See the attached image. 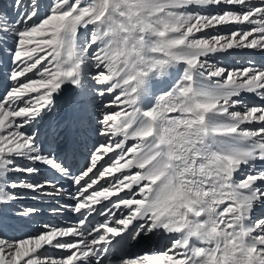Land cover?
Instances as JSON below:
<instances>
[{
	"label": "snow or ice",
	"instance_id": "1",
	"mask_svg": "<svg viewBox=\"0 0 264 264\" xmlns=\"http://www.w3.org/2000/svg\"><path fill=\"white\" fill-rule=\"evenodd\" d=\"M12 7L14 17H0L10 81L0 94V215L18 199L13 190L61 191L51 181L12 179L37 173L39 163L78 186L79 218L25 236L0 223V264H264V214H256L264 208V66L210 62L230 50L264 53V0H12ZM69 92L67 119L51 129L54 149L23 131ZM244 94L256 99L245 103ZM89 132L107 140L72 175L58 161L74 158ZM93 213L104 220L94 224ZM157 234L169 242L162 249L124 251Z\"/></svg>",
	"mask_w": 264,
	"mask_h": 264
},
{
	"label": "rangeland",
	"instance_id": "2",
	"mask_svg": "<svg viewBox=\"0 0 264 264\" xmlns=\"http://www.w3.org/2000/svg\"><path fill=\"white\" fill-rule=\"evenodd\" d=\"M9 1L11 3H9ZM2 2L4 4L0 5V17H3L5 13H8L10 16L14 17L16 9L12 7V0H0V4ZM254 2L259 3V0H254ZM221 34H225V33L222 32ZM210 62L217 64L218 66L226 67L229 70L233 68H240L242 66H248L250 64L255 65L256 67H261V66H264V53L258 52L256 50H230L229 53L214 54V56L211 57ZM3 65H5V61L3 59H0V67H2ZM7 72L8 70L1 72V73L2 75L6 76ZM4 91H5V88L3 90L1 89L0 94H2ZM244 99H245V103H251L256 98L249 97L248 94H244ZM97 101L99 102V99H97ZM95 109L89 112V116L91 120H93L94 122L96 120V116L100 114L102 111V109L99 107ZM63 112L64 110H62V104H61V107L58 108L56 111L52 112L48 116V118L43 120L42 123L26 126L25 129H23V131L27 133H38L39 140L45 141L46 147L48 144H50L52 148L54 149L55 144L53 143V139L51 136V129L54 126H56L58 123L64 122V120H61L64 114ZM48 122L50 124L48 125L49 127L46 128V124ZM94 125L96 126H93V127H98L96 123H94ZM88 137H92V139L86 140V144L84 145V147L82 146L83 144L80 146L84 154L83 155L81 153L83 155L82 157H84L83 164L76 167V164L73 163L72 165L71 161L66 162L65 160H63L62 162V158L58 161V162L63 163L65 166L70 167L72 171V175L79 174V171L83 169L86 164L89 163L88 154L93 149V146L99 143H104L107 140V138L99 136L94 132H89ZM89 141L90 142L92 141V144L89 145ZM81 150H79V152ZM118 151L119 150H117V152ZM44 154L47 155V151H45ZM53 155H55V152H53ZM113 155L114 154L112 153L108 154V156H105L104 160L100 161L99 164L106 165L109 162V156H113ZM27 163H30V162L21 161V164H27ZM34 166L39 169L37 173L32 174V175H29L27 173H16L12 175V179L16 182L27 181L29 183H44L45 181H51L53 184H55V182L53 181V176H54L53 173L55 172L54 170L48 168L46 165H42L39 163H36ZM47 170L51 172L52 174L51 177L50 175H47L46 177V175L44 174L45 172H47ZM51 170L53 171V173ZM55 174H57L58 177H61V178L64 177V176L62 177L60 173L56 172ZM64 178L67 180V185L69 186L71 190H67L63 188L61 189V191H59L60 193L56 192L52 187H45L41 191L35 192V193L27 189L13 190L19 193L18 199L14 202H10L13 206L9 207L7 211L3 213V215H0V217L7 223L6 224L7 226L4 230L7 231L8 235H16V236L32 235V234H35L37 232L44 230L43 224L56 226V227H69V226L77 225L78 220L73 221V217L76 216L77 213L72 211V206H74L75 204V200L73 199V196L76 194V190L73 191L72 185L74 186L75 184L68 177H64ZM101 183H104V181H101ZM75 186L76 188L78 187L77 185ZM57 188H60V187L58 186ZM57 198L60 199L59 202L57 201ZM44 203H46V205H44ZM104 203H107V202H104ZM44 206L46 207L45 210L43 208ZM2 207L4 206L2 205ZM29 208H34L36 209V211L31 213L28 216H21L22 219L19 221L14 220V218L19 217V215H17L18 212H23ZM256 214L257 215L264 214V208H258L256 211ZM36 217H39V218L45 217L46 219L48 217L50 219L53 218L54 222L56 223L55 224H45V223H42V221H35L34 218ZM101 217L103 221L104 217L103 216ZM60 218H63L64 220L63 219L61 220ZM168 243L169 242L167 240L166 242L161 243L159 247L158 244L155 243V241L150 242L145 245V249H149L152 251L160 250ZM51 254L54 256L63 255V253H61L59 250H52Z\"/></svg>",
	"mask_w": 264,
	"mask_h": 264
},
{
	"label": "bare ground",
	"instance_id": "3",
	"mask_svg": "<svg viewBox=\"0 0 264 264\" xmlns=\"http://www.w3.org/2000/svg\"><path fill=\"white\" fill-rule=\"evenodd\" d=\"M9 3H11L10 1H9ZM8 3V4H9ZM4 3L2 2L0 5H3ZM3 68V69H2ZM6 70H9L7 67H5V65H3L2 67H0V92H1V89L3 90L4 88H6V86L10 83V81H8V80H6L5 79V75H2V73L1 72H4V71H6ZM71 93L69 92V93H67V94H65V96L64 97H62L61 99H60V101H59V103H60V105L62 104V110H64V114H63V117H62V119L61 120H64V121H66V119H67V116H68V114H69V112H70V110H71V105H70V103H69V99H70V97H71ZM97 103H99L98 101H97ZM96 110V109H95ZM91 114V113H90ZM48 118V117H47ZM94 119V118H93ZM49 121V120H48ZM93 121V120H92ZM50 122V121H49ZM47 123L46 124V128H48L49 126V124L50 123ZM94 121H93V124H92V127L93 126H96V125H94ZM48 134V133H47ZM89 139H92V137H88L86 140H89ZM86 144V141H85V143L82 145L83 147H84V145ZM90 144H92V141L90 142L89 141V145ZM48 145H50V144H48ZM79 150H81V148H79ZM82 154H83V151L81 150L80 151ZM84 155V154H83ZM66 162L67 161H71L72 162V165H73V163L74 164H76V167H78L79 166V163H83L84 161L82 160V158H80L79 156H78V152H77V154H76V156L73 158V157H69L67 160H65ZM82 161V162H81ZM62 162H63V159H62ZM52 171V170H51ZM45 172V171H44ZM52 173H53V171H52ZM56 172H54L53 174H54V176H53V181L54 182H57V180H60L61 178L60 177H58L57 176V174H55ZM45 175H46V177H47V175H50V177L52 176V174H51V172H49L48 170H47V172H45L44 173ZM61 175V174H60ZM62 177H63V175H62ZM65 177V176H64ZM55 185L58 187H60L61 189H67V190H71L70 188H69V186L67 185V181H65L64 183H63V185H58V184H56L55 183ZM72 188H73V191L74 190H76V186L74 185H72ZM43 193V192H42ZM47 193V192H46ZM60 193V192H59ZM45 194V193H44ZM48 194V193H47ZM45 196V195H44ZM51 198V197H50ZM59 200L60 199H58L57 198V201L59 202ZM44 202H45V200H44ZM47 202V201H46ZM63 202V201H62ZM64 203V202H63ZM44 205H46V203H44ZM98 209L99 208H101V205H97L96 206ZM44 208V210H45V206L43 207ZM4 209V207H2V205H0V210H3ZM6 214V213H5ZM95 213H93V215H94ZM79 218V214H77L76 216H74L73 217V221L74 220H78V218ZM76 218V219H75ZM22 219V217L21 216H19V217H16V218H14V220H21ZM61 220L63 219V218H60ZM33 220V219H32ZM34 220L35 221H42V223H45V224H55L56 222H54V220H53V218L52 219H50L49 217L46 219L45 217H43V218H39V217H36V218H34ZM64 220V219H63ZM32 222V221H31ZM0 223H2L4 226H7L6 224V222L0 217ZM41 223V224H42ZM135 223V222H134ZM44 224H43V228H44ZM155 241V243L156 244H158V246L159 245H161V243H163V242H166L167 240H166V238H164V237H161L159 234H157V235H154V236H152V239L151 240H148V238L147 237H145V238H143V240L141 241V243L139 244V245H136V242L135 241H131V243L129 244V248H128V250L132 253L133 251H136V252H140V251H142V250H144L145 249V245L146 244H148V243H150V242H154ZM164 245V244H163ZM160 247V246H159ZM136 249H138V250H136Z\"/></svg>",
	"mask_w": 264,
	"mask_h": 264
}]
</instances>
